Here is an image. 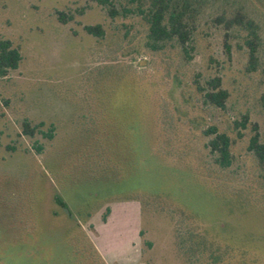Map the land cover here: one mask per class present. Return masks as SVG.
Masks as SVG:
<instances>
[{
    "label": "rangeland",
    "instance_id": "374dc122",
    "mask_svg": "<svg viewBox=\"0 0 264 264\" xmlns=\"http://www.w3.org/2000/svg\"><path fill=\"white\" fill-rule=\"evenodd\" d=\"M242 1L261 36L254 70L243 31L226 56L215 13L188 58L150 50L139 16L96 0H0V39L21 54L0 76V264H217L211 247L226 244L247 248L218 264H264V179L247 148L255 130L264 142V0ZM214 76L223 107L203 97ZM212 128L231 140L228 167L206 146Z\"/></svg>",
    "mask_w": 264,
    "mask_h": 264
},
{
    "label": "trees",
    "instance_id": "16d2710c",
    "mask_svg": "<svg viewBox=\"0 0 264 264\" xmlns=\"http://www.w3.org/2000/svg\"><path fill=\"white\" fill-rule=\"evenodd\" d=\"M96 1L105 7L110 17H115L119 14L123 16L128 14L139 16L147 26L145 45L150 50H160L167 44L175 43L188 58L191 57L190 50L193 48L195 31L200 19L209 12L215 13L212 21L216 25H221L224 30L222 46L226 56L229 58L231 55V38L234 37V32L243 31V45L246 48L248 56L247 69L254 70L256 67L258 59L257 51L261 43L259 25L246 12L242 0H125L124 2L117 1V4L110 0ZM57 18L60 22L65 23L72 19V15L66 14L63 11H57ZM83 30L89 35L96 37H100L104 33L101 24H87L83 26ZM20 59L21 54L19 49L13 46L9 39L1 38L0 76L5 75L9 70L17 68ZM208 85L209 88L203 91L205 102L216 107H223L228 97V92L225 88L221 87L220 77H212L209 79ZM39 126L31 125L29 120L25 118L21 122V131L23 134L32 137L39 131L37 128ZM137 131L134 133L136 141L140 139L139 130ZM210 132L213 133V136L207 140L206 146L213 156L214 163L221 168L228 167L231 164L229 150L231 140L229 136L225 132H218L215 128H212ZM44 135L49 138L52 137L51 133H44ZM8 148L10 151L15 150L11 146H8ZM35 148L38 153H41V144L36 145ZM247 148L253 153L264 179V142L260 141L257 130L250 136ZM135 150L134 154L138 156L140 152L136 153ZM54 201L72 216L67 203L57 192L54 194ZM109 210V207H107L103 219H105L106 213ZM142 234L143 231L140 230L139 235ZM197 243L205 244L206 242L201 240ZM227 245L223 248L217 246L214 250L211 247L212 252L210 256L212 263L218 264L223 255L228 254V251L231 257H236L242 255L243 251L247 248V244ZM93 251L95 252V249Z\"/></svg>",
    "mask_w": 264,
    "mask_h": 264
}]
</instances>
